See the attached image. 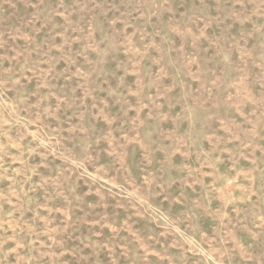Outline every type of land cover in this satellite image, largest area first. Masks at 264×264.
Here are the masks:
<instances>
[{
  "label": "rangeland",
  "instance_id": "374dc122",
  "mask_svg": "<svg viewBox=\"0 0 264 264\" xmlns=\"http://www.w3.org/2000/svg\"><path fill=\"white\" fill-rule=\"evenodd\" d=\"M0 264H264V0H0Z\"/></svg>",
  "mask_w": 264,
  "mask_h": 264
}]
</instances>
